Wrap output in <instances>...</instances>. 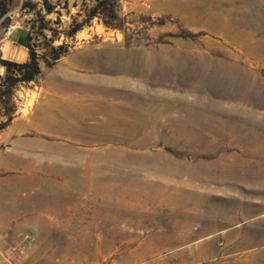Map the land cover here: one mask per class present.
<instances>
[{"label":"rangeland","instance_id":"1","mask_svg":"<svg viewBox=\"0 0 264 264\" xmlns=\"http://www.w3.org/2000/svg\"><path fill=\"white\" fill-rule=\"evenodd\" d=\"M96 1L10 0L0 24V59L7 26L19 20L41 68L0 102V125L56 89L80 94L95 120L78 135L47 126L93 142H56L72 154L45 174L49 185L31 182L0 201V264H264V183L254 194L246 183L209 181L241 165V152L264 170V131L241 147L218 118L238 106L264 121L254 98L264 99L263 30L237 19L264 0H119L121 29L96 17L67 36ZM201 103L225 113L211 123L208 111H191ZM168 164L184 170L170 175ZM256 172L253 188L264 182ZM59 191L64 199L40 196ZM247 228L257 235L242 244Z\"/></svg>","mask_w":264,"mask_h":264},{"label":"crops","instance_id":"2","mask_svg":"<svg viewBox=\"0 0 264 264\" xmlns=\"http://www.w3.org/2000/svg\"><path fill=\"white\" fill-rule=\"evenodd\" d=\"M255 4L245 7L244 16L237 19L248 22L247 32H255L257 28L263 30L257 34L256 37L259 38L261 35L264 37V22H259L264 12V3ZM28 34L21 29L9 33L7 39L3 41L1 59L18 63L26 62L29 57ZM4 72V68L0 66V76H3ZM53 92L57 96L49 95L42 98L27 116L22 114L13 118L6 128L0 131V201L8 196H17L20 189L31 188V182L41 186L42 191L44 184L49 185L51 180H48L45 174H49V170H56L58 161H67L72 154L68 145L56 144V142L71 143L79 140L86 144L93 142L69 134H51L48 131L47 126L53 124H67L74 130L78 128L87 130L89 123L95 121L93 109L90 110L81 103L82 99L78 98L80 94H70L59 89ZM93 127L94 125L92 130ZM229 127V124L223 125L225 129ZM56 137L60 138L55 139ZM58 168L61 169L60 166ZM70 174L66 172L65 178H69ZM47 189L50 190V187ZM60 191L57 195L40 193V196L52 200L64 199L66 195L63 196L64 198L59 197ZM61 192L66 193V191Z\"/></svg>","mask_w":264,"mask_h":264},{"label":"bare ground","instance_id":"3","mask_svg":"<svg viewBox=\"0 0 264 264\" xmlns=\"http://www.w3.org/2000/svg\"><path fill=\"white\" fill-rule=\"evenodd\" d=\"M250 84V83H249ZM215 85V84H214ZM218 87H216V89H217ZM235 88V87H234ZM220 89V88H219ZM219 89L217 90V91H219ZM238 89V88H237ZM221 90V89H220ZM251 89H249V91H250ZM232 91H234V89L232 90ZM235 91H237V90H235ZM234 91V92H235ZM223 92H224V90H223ZM225 93V92H224ZM236 93V92H235ZM219 94H220V92H219ZM232 95V94H231ZM235 95V94H234ZM253 95H255V94H253ZM228 96V95H227ZM233 96V95H232ZM206 97H208V96H206ZM259 97V96H258ZM254 97L255 99H256V103L257 104H259V105H261V106H263L264 105V99H261V97ZM196 98V97H195ZM178 102V101H177ZM196 103V102H195ZM203 103H201V105L199 106V105H191V107L193 108L191 111L192 112H196V111H198L199 110V112H200V114H201V111L202 112H204V111H208V113H210L209 115L211 116V123H215L214 121H215V117L214 116H219V113L221 112V114H224L225 113V111H221L220 110V112L217 110V107H214V106H212V105H208L209 103H207V104H203ZM177 105V104H176ZM241 105V104H240ZM179 106V105H178ZM177 106V107H178ZM235 106V105H234ZM142 107V106H141ZM219 109V108H218ZM234 109H235V113H232V114H228V112L226 113V118L224 117V119L223 120H221L222 118L219 116L218 118L220 119V121H221V123H220V127H223V125H227V124H229L230 125V127L232 128H234L236 131H237V134L236 135H234V137L232 136V138H231V134L229 135V140L231 139V142H233V143H236L237 145H241L242 143H247V142H250V139H252L251 137H252V134L253 135H255V134H258L259 132L260 133H263V131H264V121H262V120H260V118L259 119H257L255 116H254V114H253V117H252V115H250V114H248V113H246L244 110H243V108H241V107H238V106H236V108L234 107ZM248 110V109H247ZM246 110V111H247ZM180 112V111H179ZM198 113V112H197ZM205 113V112H204ZM252 113V112H251ZM191 116V115H190ZM207 117V116H206ZM204 122V121H203ZM218 122V121H217ZM227 127V126H226ZM229 127V128H230ZM69 129V133L71 134V135H78V133H79V131H77V130H74V129H72V128H68ZM227 129V128H226ZM220 131V130H219ZM120 137V136H119ZM227 137V136H226ZM212 138V137H211ZM213 139V138H212ZM223 139H224V137H223ZM229 140H228V142H229ZM254 140L255 139H253V142H254ZM212 141V140H211ZM245 141V142H244ZM252 141V140H251ZM213 142V141H212ZM259 143V142H258ZM235 144V145H236ZM215 145V144H214ZM244 145V144H243ZM251 145V144H250ZM231 146V145H230ZM252 146V145H251ZM255 146V145H254ZM241 147H242V145H241ZM253 147V146H252ZM256 147V146H255ZM255 147H254V149H255ZM262 147V146H261ZM249 148V147H248ZM264 148V147H263ZM249 149H252V148H249ZM246 150V149H245ZM257 150V149H256ZM261 150H262V148H261ZM250 151V150H249ZM235 152V151H234ZM237 153V152H236ZM235 153V154H236ZM239 153V152H238ZM242 154L240 155L239 154V156H237V157H240V156H242V157H244V159H242V157L240 158V160L242 159L243 160V162H241V165H239V166H237V168L235 169V170H231V171H228L226 174H221V175H217V174H219V172L218 173H216V172H214L212 175H211V177H210V179H209V181H210V183H211V180H213V181H219V182H221V183H224V184H234V183H246V185H250V187H249V190H248V192L249 193H257V191H258V189L260 188L261 189V185L264 183L263 181H261L262 183H260V185L258 186V187H256L255 186V188H253L254 187V185L255 184H258L259 183V178H257L258 176L256 175V177H255V174H254V172L257 170V172H258V170L260 171V172H262V171H264L263 169H262V167H259L258 166V164H256V161H252V159H251V152H247V153H245V154H243V152H241ZM255 153H256V151H255ZM235 154H233V155H235ZM224 155V154H223ZM231 155V154H230ZM253 155H255V154H253ZM227 156V155H226ZM258 156V155H257ZM256 156V157H257ZM264 156V155H263ZM236 157V156H235ZM236 157V158H237ZM258 157H260V156H258ZM262 157V156H261ZM260 157V158H261ZM234 158V157H233ZM222 160H223V158H221ZM221 160V161H222ZM226 160V159H225ZM224 160V161H225ZM231 160V159H230ZM233 160V159H232ZM234 160H236L235 158H234ZM231 161V162H235V161ZM240 160H238V161H240ZM237 161V160H236ZM236 163V162H235ZM238 163V162H237ZM256 165H257V167H256ZM174 166H172L171 164H168V170H167V173H169L170 171H171V173H169L170 175L172 174V172H181V170H184V167L182 166V167H178V168H173ZM222 170V169H221ZM192 171V170H191ZM256 172V173H257ZM222 173H223V171H222ZM262 174H264L263 172H262ZM168 175V174H167ZM170 175H168V176H170ZM192 175V174H191ZM190 175V176H191ZM260 175V174H259ZM178 176H179V174H178ZM192 176H194V175H192ZM173 178V177H172ZM191 178V177H190ZM198 178V177H197ZM200 178V177H199ZM257 178V179H256ZM195 179H196V177H195ZM194 179V180H195ZM204 179V178H203ZM260 179H261V177H260ZM201 180H202V178H201ZM197 181H199V179H197ZM207 181V180H206ZM212 181V182H213ZM215 181V182H216ZM258 181V182H257ZM194 182V181H193ZM201 181H199V183H200ZM203 182H204V180H203ZM214 182V183H215ZM205 183V182H204ZM207 183H208V181H207ZM243 184V185H244ZM177 185V184H176ZM181 185V184H180ZM179 185V186H180ZM191 185V184H190ZM242 185V184H241ZM167 186H169V185H167ZM168 188V187H167ZM173 188V187H172ZM187 188V187H186ZM256 188H258V189H256ZM169 190V189H168ZM174 190V189H173ZM181 190V189H180ZM172 191V190H171ZM174 192V191H173ZM259 192V191H258ZM254 193V194H255ZM215 210H213V208H212V210H211V208L209 209V213H212V214H215L216 213V211L218 212V209L215 207L214 208ZM217 209V210H216ZM222 209H220V211H221ZM223 213H225L224 211H222ZM178 216H180V217H184V218H188V220H190V222L191 221H193L194 219H197V216H192V215H190L188 212H186V213H184V212H181V213H179V215ZM208 220H209V223L208 224H210L211 223V218L210 217H208L207 218ZM188 221H181L180 223H178L177 225H176V227L177 228H180V227H183V226H186L185 225V223H187ZM133 223V222H132ZM145 223V222H144ZM189 223V222H188ZM136 224V223H135ZM227 224V223H226ZM231 224V223H230ZM182 225V226H181ZM255 234L257 235V233H255L254 231H251L249 228H247V230H246V236L244 237V238H246V241H244V242H242V244H244V243H250L251 242V238L253 237V236H255ZM260 236V235H259ZM261 236H262V239L264 240V234H261ZM260 236V237H261ZM243 238V239H244ZM245 240V239H244Z\"/></svg>","mask_w":264,"mask_h":264},{"label":"trees","instance_id":"4","mask_svg":"<svg viewBox=\"0 0 264 264\" xmlns=\"http://www.w3.org/2000/svg\"><path fill=\"white\" fill-rule=\"evenodd\" d=\"M119 0H97L95 6L87 13V18H85L81 23H76L67 32V36H74L82 28V26L90 22L93 18L98 17L103 21L107 27L121 29L124 22L119 19L117 13V2ZM10 0H0V24H4L8 17H5L9 11ZM48 12H52V7L50 5L46 6ZM44 28V27H43ZM27 47H28V60L24 63H18L16 61L1 60V65L5 69L4 77H0V102L9 94L10 90L16 84L28 83L36 81L37 77L40 75V56L36 53V50L30 47V36L27 35ZM54 49V48H52ZM61 55L57 54L53 58V62L60 59ZM51 64H49L50 66ZM5 121L0 125L1 129H4L9 122Z\"/></svg>","mask_w":264,"mask_h":264},{"label":"built area","instance_id":"5","mask_svg":"<svg viewBox=\"0 0 264 264\" xmlns=\"http://www.w3.org/2000/svg\"><path fill=\"white\" fill-rule=\"evenodd\" d=\"M16 29H22V23L19 20H12L7 26L5 36H8L9 33H12Z\"/></svg>","mask_w":264,"mask_h":264}]
</instances>
